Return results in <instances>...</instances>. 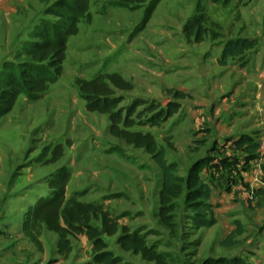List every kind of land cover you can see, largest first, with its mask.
Here are the masks:
<instances>
[{
    "label": "rangeland",
    "instance_id": "obj_1",
    "mask_svg": "<svg viewBox=\"0 0 264 264\" xmlns=\"http://www.w3.org/2000/svg\"><path fill=\"white\" fill-rule=\"evenodd\" d=\"M70 1L0 0V75L4 61L25 60L17 56L32 41L34 30L57 20L54 12L60 9L55 4ZM198 4L210 22L203 40L195 43L183 27L197 13ZM146 6L132 9L110 0H91L92 20L81 22L78 33L69 37L56 82L37 100L21 95L0 120V264H18L20 256V264H85L90 259L91 246L84 235L72 238V252L64 260L56 253V235L43 229L37 248L20 228L26 209L49 192L46 181L61 167L70 172L67 198L102 203L118 216L119 232L103 240L122 263L157 264L120 249L117 237L124 226L140 231L164 264H240L264 255V211L259 212L264 198H254V189L243 187L245 196L229 201L221 199L218 189L230 193V185L203 178L214 188L213 199L220 198L212 227L196 229L184 204L192 190L191 177L199 176L207 153L206 146L188 143L190 110L205 106L207 100L213 105L221 102L219 77L234 73L241 62L234 57L221 63L223 45L241 36L264 37V0H233L227 6L219 0H161L145 22ZM110 73L133 84L131 91L119 92L128 103L136 98L163 107L179 103L178 112L159 128H133L150 131L162 145L176 142L173 149L166 148V159L178 163L184 191L174 200L172 229L161 226L157 217L162 184L158 167L143 149L112 137L108 116L86 111L75 86L76 79ZM175 92L183 95L174 99ZM58 145L62 156L53 161ZM194 165L197 172L190 175ZM239 226L241 234L235 233ZM231 235V243L225 245Z\"/></svg>",
    "mask_w": 264,
    "mask_h": 264
},
{
    "label": "trees",
    "instance_id": "obj_2",
    "mask_svg": "<svg viewBox=\"0 0 264 264\" xmlns=\"http://www.w3.org/2000/svg\"><path fill=\"white\" fill-rule=\"evenodd\" d=\"M120 7L136 9L147 4L144 21L147 22L161 0H110ZM227 6L233 0H219ZM250 1V0H238ZM60 11L54 12L55 22H46L31 34L20 50L17 59L23 61H4L0 75V120L9 114L18 98L23 95L29 100H37L48 91L50 85L56 82L63 70L69 37L76 35L79 24L91 22V0H71L57 2ZM210 22L204 8L198 4L197 13L183 27L187 37H192L195 43H200L207 32ZM256 40H227L222 49L221 63L229 58L242 55L245 50L255 47ZM75 86L83 100L85 110L91 113L108 116L109 134L126 145L143 149L151 157L161 173V189L159 191V224L168 229L173 228L174 202L184 191L183 178L178 176L179 166L176 162L166 159V148L173 149L170 140L165 145L160 144L150 131L141 128H159L172 118L179 110V103L170 102L163 107L159 102L136 98L126 102L119 92L131 91L133 84L117 73L100 74L90 80L76 79ZM183 94L174 93V99ZM139 129H133V128ZM238 147L245 146L249 157H256L259 144L253 138L242 135L236 142ZM53 161L62 156V147L58 145L52 152ZM190 175L196 171L194 165ZM264 177V164L262 166ZM193 179L191 189L184 198V204L190 211V220L196 229L212 227L216 224L215 206L210 203L211 186L199 176ZM70 180V172L61 167L57 173L46 181L48 193L39 196L30 205L24 215L21 229L25 237L37 248L41 247L40 234L43 229L57 236L56 253L66 259L72 251L73 237L84 235L90 242V259L85 264H126L114 256L103 237H111L119 232L118 216L113 215L102 203L81 202L75 198L66 197V188ZM99 222V226L93 224ZM237 229L238 234L242 233ZM231 236L225 245L231 243ZM117 244L125 252L138 254L148 262L164 264L161 255L153 245L148 246L140 231H131L126 226L121 228ZM240 264H243L241 262Z\"/></svg>",
    "mask_w": 264,
    "mask_h": 264
},
{
    "label": "crops",
    "instance_id": "obj_3",
    "mask_svg": "<svg viewBox=\"0 0 264 264\" xmlns=\"http://www.w3.org/2000/svg\"><path fill=\"white\" fill-rule=\"evenodd\" d=\"M233 39L256 40L257 44L254 48L245 50L242 55L237 56L238 61L241 62L234 73L219 77L220 94L224 95L219 104L213 105L214 102L207 100L205 106L190 110V125L188 126L190 140L188 143L193 142L202 147L206 146L205 167L199 171V177L202 180L207 178V181L211 183H215L214 179H217V184L231 186L230 193L218 189V192H221V199L224 197L229 201L239 200L241 196H245L242 193L243 187L245 189L248 186L249 189L255 190L254 198L262 200L264 198V187H262L264 186L262 173L264 164V37L257 39L241 36ZM224 79L225 84L222 83ZM242 135L249 136L258 142L259 149L256 157H249L245 146L236 145ZM170 142L174 147L176 146V142ZM203 157L200 155L198 159L201 160ZM218 174L221 176L219 177ZM211 189L214 191V188L211 187ZM215 202L218 204L220 198L216 197L214 200L211 192L210 203L215 206L214 216L217 221L220 208ZM263 211L262 208L259 209V212ZM261 235L264 236V229ZM261 242L264 245V238ZM81 249L84 248L81 246ZM81 252L84 254L83 250ZM61 259L64 258L61 257ZM22 260L24 257L20 256L18 264ZM243 264H264V255L258 256L257 260L247 259Z\"/></svg>",
    "mask_w": 264,
    "mask_h": 264
}]
</instances>
